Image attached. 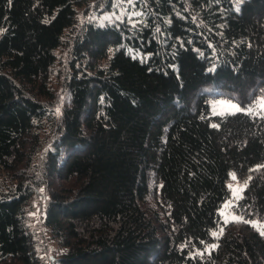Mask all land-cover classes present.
Here are the masks:
<instances>
[{"label": "trees", "instance_id": "1", "mask_svg": "<svg viewBox=\"0 0 264 264\" xmlns=\"http://www.w3.org/2000/svg\"><path fill=\"white\" fill-rule=\"evenodd\" d=\"M82 2L0 0V264H41L22 167L46 120L60 264H264V235L219 211L234 173L238 212L264 222V112L213 113L208 92L241 109L264 97V0H141L138 27L86 23L55 117L50 70Z\"/></svg>", "mask_w": 264, "mask_h": 264}, {"label": "rangeland", "instance_id": "2", "mask_svg": "<svg viewBox=\"0 0 264 264\" xmlns=\"http://www.w3.org/2000/svg\"><path fill=\"white\" fill-rule=\"evenodd\" d=\"M77 11V24L74 28L66 31L64 43L61 47L57 48V58L50 70L49 86L54 96L49 98V104L54 109L52 116L55 117L60 115L63 107L69 100V93L65 81L72 60L71 45L74 34L81 30L82 26L88 22L99 25L125 20L132 26L138 27L144 24L147 18V11L141 0H83L82 4L77 7ZM129 52L141 60H148L150 57L147 52L136 48H129ZM208 92L211 94L210 107L213 113L235 112L229 109V105H238L241 108L240 104L235 100L217 96L214 89H210ZM262 101H264V97H259L254 104L249 105L246 109H252V112H264L259 107ZM57 109H59V112H57ZM44 125L41 131V141L37 149L34 151L30 146V156L27 157L22 167V169H26L29 175L27 181H30L32 177L35 179L33 182L35 185L33 194L26 205V224L36 241V250L41 264H60L58 258L64 252V248L58 244L57 240L52 236L49 227L45 224L46 207L51 195V189L45 181L46 178H44L43 160L45 150L51 147V144L49 141V124L47 120L44 122ZM2 172L0 171V185L4 186L6 182L12 183L9 178L6 181V175L4 174L6 172ZM232 174L228 181V187L230 185L232 186L231 188L229 187L230 196L219 210L224 221L225 217H228L229 221H232V216L243 218L241 213L238 212L241 198H236L233 189L243 186L246 181L239 179L236 175V179L234 180ZM55 182L56 186L54 187H57L58 179H55ZM243 191L239 193L240 197H242ZM229 202H231L230 205ZM226 205H229V207H225ZM254 221L264 224V222L259 220Z\"/></svg>", "mask_w": 264, "mask_h": 264}, {"label": "snow or ice", "instance_id": "3", "mask_svg": "<svg viewBox=\"0 0 264 264\" xmlns=\"http://www.w3.org/2000/svg\"><path fill=\"white\" fill-rule=\"evenodd\" d=\"M259 107L261 108L262 111H264V101H262L259 105ZM229 109L230 110H234L235 112H240V111H247L248 113H252V109H241L238 105H229ZM57 112H59V109H57ZM220 115H224V113H219ZM214 127L216 125H213ZM261 167H264V166H261ZM232 178L235 180L236 179V176L235 174L233 173L232 174ZM247 186V182H245V184L243 186H240L238 188H234L233 189V193L234 195L236 196L237 199H240V195L239 193L242 192L244 190V188ZM230 188L232 187L231 185L229 186ZM231 202H229V205H230ZM229 205H226L225 207H229ZM223 215V213H222ZM231 220L232 222H243V223H251L253 227H256L258 231H260V234L261 235H264V224H260L258 222H255V221H248V220H243L242 217H237V216H232L231 217ZM225 224L229 223V219L228 217H225ZM223 232V229H221V232L220 234H222ZM213 235H217V233H213ZM213 247H215V245H213Z\"/></svg>", "mask_w": 264, "mask_h": 264}]
</instances>
